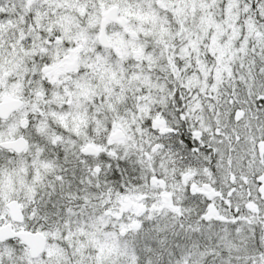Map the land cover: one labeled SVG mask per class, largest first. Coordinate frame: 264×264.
Returning <instances> with one entry per match:
<instances>
[{"label":"snow or ice","instance_id":"obj_1","mask_svg":"<svg viewBox=\"0 0 264 264\" xmlns=\"http://www.w3.org/2000/svg\"><path fill=\"white\" fill-rule=\"evenodd\" d=\"M0 264H264V0H0Z\"/></svg>","mask_w":264,"mask_h":264}]
</instances>
